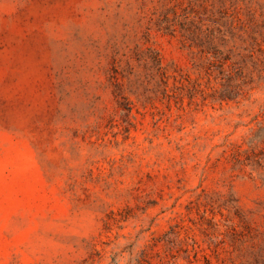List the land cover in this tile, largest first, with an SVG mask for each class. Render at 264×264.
<instances>
[{
	"label": "rangeland",
	"instance_id": "374dc122",
	"mask_svg": "<svg viewBox=\"0 0 264 264\" xmlns=\"http://www.w3.org/2000/svg\"><path fill=\"white\" fill-rule=\"evenodd\" d=\"M0 264H264V0H0Z\"/></svg>",
	"mask_w": 264,
	"mask_h": 264
}]
</instances>
